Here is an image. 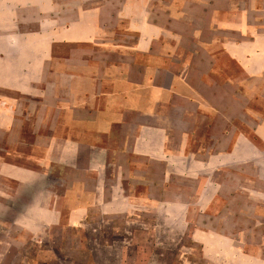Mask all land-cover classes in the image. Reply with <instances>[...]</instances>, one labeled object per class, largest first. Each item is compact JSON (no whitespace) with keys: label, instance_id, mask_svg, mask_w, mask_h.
<instances>
[{"label":"crops","instance_id":"obj_1","mask_svg":"<svg viewBox=\"0 0 264 264\" xmlns=\"http://www.w3.org/2000/svg\"><path fill=\"white\" fill-rule=\"evenodd\" d=\"M260 78L264 0H0V130L50 135V162L64 166L96 151L99 182L118 152L143 168L179 152L193 177L255 157L250 134L217 119L232 88ZM217 135L228 137L218 156Z\"/></svg>","mask_w":264,"mask_h":264},{"label":"rangeland","instance_id":"obj_2","mask_svg":"<svg viewBox=\"0 0 264 264\" xmlns=\"http://www.w3.org/2000/svg\"><path fill=\"white\" fill-rule=\"evenodd\" d=\"M250 84L232 88L217 130L247 131L256 156H233L200 177L181 175L179 152L172 165L144 168L140 157L118 152L99 182L96 151L64 166L50 162V135L0 130V264H264V139L255 135L264 78ZM216 141L218 156L228 137ZM143 186L145 197L134 193Z\"/></svg>","mask_w":264,"mask_h":264}]
</instances>
